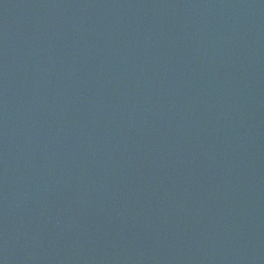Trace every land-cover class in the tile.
I'll return each instance as SVG.
<instances>
[{
  "label": "water",
  "instance_id": "95a60500",
  "mask_svg": "<svg viewBox=\"0 0 264 264\" xmlns=\"http://www.w3.org/2000/svg\"><path fill=\"white\" fill-rule=\"evenodd\" d=\"M0 264H264V0H0Z\"/></svg>",
  "mask_w": 264,
  "mask_h": 264
}]
</instances>
